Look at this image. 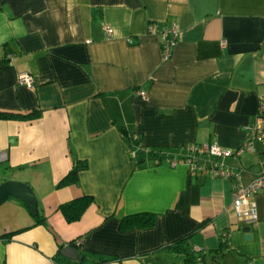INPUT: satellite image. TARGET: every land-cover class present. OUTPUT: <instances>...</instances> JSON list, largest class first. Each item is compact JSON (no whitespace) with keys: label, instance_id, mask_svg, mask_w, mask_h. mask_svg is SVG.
<instances>
[{"label":"crops","instance_id":"crops-1","mask_svg":"<svg viewBox=\"0 0 264 264\" xmlns=\"http://www.w3.org/2000/svg\"><path fill=\"white\" fill-rule=\"evenodd\" d=\"M172 23L163 58L160 29ZM20 71L32 86L16 81ZM260 95L264 0H0V111L37 114L0 118V182L27 183L37 209L15 197L0 204V264H177L145 252L189 232L212 264H264V191L250 195L253 221L231 205L233 183L264 174L263 145L221 157L189 148L243 142ZM119 125L147 147L199 166L216 160L236 175L147 155L135 165ZM75 160L86 164L76 181L57 185ZM81 193L92 201L67 222L57 205ZM138 211L153 212V223L118 228ZM63 245L79 253L66 258Z\"/></svg>","mask_w":264,"mask_h":264},{"label":"trees","instance_id":"trees-1","mask_svg":"<svg viewBox=\"0 0 264 264\" xmlns=\"http://www.w3.org/2000/svg\"><path fill=\"white\" fill-rule=\"evenodd\" d=\"M36 115L37 114L32 111L26 113L0 111V118H29ZM118 130L128 146L130 157L134 159L135 165L143 159L144 155L151 156L155 162L161 160L162 158L168 160L169 158L173 157L169 155V153L164 148L147 147L143 145L141 143L140 136L137 133L127 132L121 125L118 126ZM85 166L86 164L84 161L75 160L72 163L71 167L67 170V172L60 178L57 185L75 182L77 179L78 170L85 168ZM91 201V195L81 193L76 197L60 202L57 205V208L61 211L64 219L67 222H70L73 220H77L83 210ZM29 212L35 215V213H33L32 211L29 210ZM154 218L155 214L150 211H138L130 214H125L119 218L118 228L120 230H127L130 228L148 227L153 223ZM36 220L38 221L40 220V218H36ZM191 233L192 232H189L159 247L148 250L145 253L157 257L161 260L177 264H212L211 260H205L204 251L195 249L189 244V236ZM225 235L226 234L224 233L221 236L222 239L219 241V246L217 248L212 249V251H208V253H210L211 259L216 260V257L221 253V246H223V244L225 243V239L223 237ZM76 240L77 239H71L68 243L71 245H76ZM77 252L79 253L78 250Z\"/></svg>","mask_w":264,"mask_h":264},{"label":"built area","instance_id":"built-area-1","mask_svg":"<svg viewBox=\"0 0 264 264\" xmlns=\"http://www.w3.org/2000/svg\"><path fill=\"white\" fill-rule=\"evenodd\" d=\"M157 24L155 22L150 23L147 27L148 32L156 31ZM102 30L107 35H112L113 29L103 24L101 26ZM177 27L174 23L169 26L160 29L161 34V55L163 58L168 57L171 47L174 42ZM9 56V54H7ZM16 81L18 83L24 84L26 86H32L33 79L32 75L28 71H20L17 73ZM137 94L144 96L145 91L139 89ZM263 117H264V95H260L257 98V105L255 110V115L253 121L248 126V135L245 140L235 147L223 148L216 144H194L191 143L189 148L197 152H204L211 156H224L231 154H240L243 151H254L255 147L253 145V140L257 139L261 142L264 147V127H263ZM5 152L0 150V162L5 159ZM170 165H175L176 163H185L190 172L200 171L202 173H209L214 176H221L225 178L232 179L236 175L235 172L228 169H224L222 164L216 160H209L207 166L196 165L195 161L192 160V156L184 157H172L167 160ZM257 191H264V174L259 175L251 179L246 184H239L238 182L233 183L231 189V205L236 214V217L244 222L253 221L256 219V208L253 200L250 199V195Z\"/></svg>","mask_w":264,"mask_h":264},{"label":"water","instance_id":"water-1","mask_svg":"<svg viewBox=\"0 0 264 264\" xmlns=\"http://www.w3.org/2000/svg\"><path fill=\"white\" fill-rule=\"evenodd\" d=\"M8 197H15L23 201L26 207L33 213L37 212L36 199L30 186L20 180H5L0 182V204ZM242 229L247 232L248 227ZM60 254L66 258L73 259L76 257V249L70 245H63L60 249Z\"/></svg>","mask_w":264,"mask_h":264},{"label":"rangeland","instance_id":"rangeland-1","mask_svg":"<svg viewBox=\"0 0 264 264\" xmlns=\"http://www.w3.org/2000/svg\"><path fill=\"white\" fill-rule=\"evenodd\" d=\"M0 169H2V166H0ZM7 200H5L3 203H6Z\"/></svg>","mask_w":264,"mask_h":264}]
</instances>
